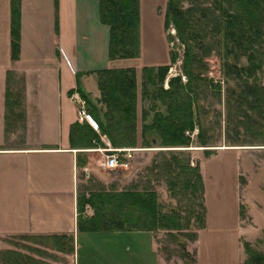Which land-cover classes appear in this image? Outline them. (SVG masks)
Masks as SVG:
<instances>
[{
    "label": "crops",
    "instance_id": "1",
    "mask_svg": "<svg viewBox=\"0 0 264 264\" xmlns=\"http://www.w3.org/2000/svg\"><path fill=\"white\" fill-rule=\"evenodd\" d=\"M13 7L19 25L15 56ZM0 29V252L12 237L64 235L73 239L72 254H63L67 264H162L149 232L76 229L77 156L86 155L83 171L90 175L92 154L109 142L100 137L101 145L92 149L72 143V125L84 123L72 96L99 106L94 116L88 105L86 112L101 121L105 106L96 72L120 62L108 60L109 29L99 20L97 0H0ZM18 82L23 97H9L7 107L8 87ZM5 213L14 215L10 226Z\"/></svg>",
    "mask_w": 264,
    "mask_h": 264
},
{
    "label": "rangeland",
    "instance_id": "2",
    "mask_svg": "<svg viewBox=\"0 0 264 264\" xmlns=\"http://www.w3.org/2000/svg\"><path fill=\"white\" fill-rule=\"evenodd\" d=\"M212 2L213 0H180L185 8L191 4L209 6ZM139 3V55L136 59L122 60L115 67H131L135 70L138 96L136 146L113 149L108 144L105 149H97L89 161L92 163L89 167L90 175L83 170L78 171V192L81 188L120 191L132 186L139 189L148 186L157 193L162 211L169 213L177 210L179 204L171 197L164 178L151 169L152 162L160 161L157 158L159 151H188L186 153L193 163L199 165L203 180L204 227L201 229L200 224L192 223L188 230L193 234L192 238L176 233L172 237L166 232L151 234L161 263L247 264L244 244L264 255V112L260 114L257 109H247L243 100L246 97L243 88L246 81L257 90L264 89V65L255 72V79L245 80L244 75L240 77L233 68L226 71L224 61L236 66L238 70L247 66V60L244 57L237 63L232 57L225 60L223 49L215 45L216 41L211 33L207 34L203 38L206 46L199 51L198 59L201 62L191 69L196 78L192 81V93L188 94L189 97H196L193 111L202 129L206 147L199 145L196 126L193 131L185 133L190 140L188 148H163L155 132L146 134L149 148H143L142 125L151 124L156 113L166 112V108L153 97L160 87L168 89L170 79L180 76L183 85L187 79L181 69L184 48L175 39L172 28L167 31L163 28L167 0H139ZM202 29L203 24L196 23L194 30L199 37ZM2 31L4 30L0 29ZM169 36L172 41L168 40ZM170 52L176 57L173 64L170 63ZM261 53H264V46L260 49V62L264 60ZM3 62V57H0V65ZM162 66H168V71L164 82L159 84L156 68ZM149 67L154 71L146 73L144 82L142 69ZM3 86L0 76V103L4 97ZM22 90L19 82L16 86L8 87L12 97H23ZM94 107L96 111L99 109V106ZM245 111L252 116L250 120L243 119ZM142 113H147L145 121L141 120ZM119 150L128 168L117 171L103 169L100 164L106 156ZM86 212L88 215L92 213L88 207ZM4 216L6 224L10 226L9 221H12L14 215L5 213ZM45 244L41 238L12 237L7 241V250L31 255L44 264H67L63 254L46 248ZM33 249L39 250L41 254L34 253Z\"/></svg>",
    "mask_w": 264,
    "mask_h": 264
},
{
    "label": "trees",
    "instance_id": "3",
    "mask_svg": "<svg viewBox=\"0 0 264 264\" xmlns=\"http://www.w3.org/2000/svg\"><path fill=\"white\" fill-rule=\"evenodd\" d=\"M100 22L109 29L108 60L121 61L136 59L139 55V0H97ZM203 24L201 37L196 33V23ZM163 28H172L175 39L184 48L182 54V73L187 79L185 85L180 76L170 79L168 89L160 87L155 101L166 108L165 114L156 113L151 124L142 125L141 137L143 148H149L146 134L155 132L163 148H188L190 140L185 136L187 131H193L197 126L199 145L206 147L203 141L202 129L195 119L193 111L196 97H189L191 85L196 78L192 75L195 65L200 63L199 51L206 44L203 38L212 34L215 45L224 51L223 58L232 57L235 63L241 58L247 60L245 68L236 69L227 61L224 68L229 72L234 69L245 80L255 79V72L264 65L260 62V49L264 46V0H213L209 6L189 5L183 7L180 0H167L163 17ZM11 48L15 56L18 53L19 25L18 11L12 9ZM169 41L172 37L169 36ZM260 48V49H259ZM264 57V53H261ZM176 60L170 52V63ZM154 69L143 68V79L146 73ZM168 66L156 68V79L162 84L166 78ZM97 87L100 92V102L105 106L102 120H96L97 132L87 123L72 125L70 140L85 149L101 145L100 137H105L113 149H129L136 146V105L137 86L134 68H108L96 72ZM144 82L142 83L144 86ZM243 100L249 111L264 112V89L257 90L252 84L244 81ZM72 93V92H70ZM11 93L6 92V105L9 107ZM82 98L85 99V97ZM89 115L94 116L93 106ZM252 116L245 111L243 119L250 120ZM147 113H142L141 120L145 121ZM188 151L167 150L159 151L158 159L153 161L151 169L156 170L159 177L164 178L166 186L173 199L178 201L177 210L165 213L158 203L155 190L146 186L139 189L136 186L115 191L105 188L97 191L81 188L76 198V229L80 233L97 232H166L175 237L183 234L193 237L188 230L192 223L204 227V185L199 165L193 163ZM205 152H207L205 150ZM120 161H124L122 158ZM87 165V158L80 153L76 159L79 171ZM92 213L88 215L86 208ZM193 221V222H192ZM23 239H30L21 237ZM46 248L62 254H72L73 239L64 235H54L41 238ZM247 264H264V255L244 244ZM40 255L37 249L32 250ZM0 264H44L28 254L13 250L0 252Z\"/></svg>",
    "mask_w": 264,
    "mask_h": 264
},
{
    "label": "built area",
    "instance_id": "4",
    "mask_svg": "<svg viewBox=\"0 0 264 264\" xmlns=\"http://www.w3.org/2000/svg\"><path fill=\"white\" fill-rule=\"evenodd\" d=\"M74 101L78 105V115L80 119L87 123L94 131L97 130V124L93 121V119L86 112V105L84 101L79 99L77 96H74ZM119 151H113V153L106 156V159L103 161L101 167L105 170L109 171H117V169H126L128 168V164L125 161H120L121 155Z\"/></svg>",
    "mask_w": 264,
    "mask_h": 264
}]
</instances>
